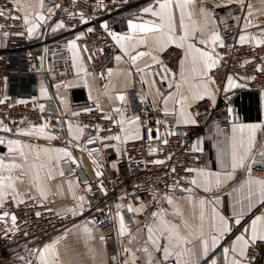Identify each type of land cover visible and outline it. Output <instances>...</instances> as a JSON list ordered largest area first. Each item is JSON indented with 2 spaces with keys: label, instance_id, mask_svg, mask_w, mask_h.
<instances>
[{
  "label": "crops",
  "instance_id": "crops-1",
  "mask_svg": "<svg viewBox=\"0 0 264 264\" xmlns=\"http://www.w3.org/2000/svg\"><path fill=\"white\" fill-rule=\"evenodd\" d=\"M62 1L43 0V7H41L40 0H19L18 7L22 16L28 15L30 21L39 24L36 31L31 36L28 35L31 39V50L44 57L47 45L51 42H57L64 49L66 59L51 64L43 61L42 58L41 63V72L44 78L41 80L38 99L44 103L46 99L52 98L58 114L56 116L51 115L42 122L23 126L9 132L3 131L4 126L0 125V140H3L0 146L4 148V151L0 152V160H3L5 165L20 164L26 173L22 178L23 182L15 181L16 191L9 196V199L18 202L19 199L35 197L49 203L58 213L72 211L79 214L82 212L83 205L88 201V184L96 181L102 191H105L115 172V167H113V162L103 156L104 144L97 138L96 134L91 130L84 129L74 118V113L80 109V105L71 103V89L82 88L86 103L94 104L109 114L120 127L121 139L128 141L139 136L140 122L139 116L126 114L127 95L131 89L137 91L140 113L172 114L175 116L177 126L182 127L190 125V123L180 122V104L169 100L165 105L164 99L178 92L177 84L183 85L179 91L191 99L192 93L189 91V83H185L181 76L182 72L191 85L198 86L201 80H212L209 75L210 71L205 77L194 76L190 73L191 62L187 59V45L181 48L170 43L158 50L151 34H149L146 44L139 43L143 34L131 30L128 24L130 21L136 24L156 21V17L143 11L145 7H153L158 11L156 0H133L132 6L125 12L123 30H110L109 33L132 36L131 41L123 42L130 55H136L138 52L151 53L161 63H155L149 55L138 58L133 63L130 55H125L120 44L112 39L115 43L114 53L104 71L98 72L95 65L87 63L79 47L77 39L79 36L64 35L63 28H56L57 24L61 22L58 14L59 7L56 5L60 6ZM50 9L51 11H49ZM201 9H206L208 14H202ZM250 11L251 15H249ZM189 13H191L190 19ZM38 14L44 15L46 19L43 21L36 20ZM173 16L178 23L181 10L174 7ZM184 23L190 27L194 25L197 29H203V35L200 31H196L195 39L188 42L216 57L217 49L220 46L217 44L213 53V45L200 44L198 41L201 38L207 40L213 33H218L223 43L232 37H236L237 41L240 42L239 37L241 35L248 37L245 43L260 44L258 41L264 40V0H244L243 5L232 2V0H193L184 12ZM30 26L26 25L27 28ZM53 29L56 30L53 31ZM232 29H237V33L233 34ZM175 34L177 37L183 35V30L177 27ZM110 37L112 38L111 35ZM71 41H75L77 44L75 56L74 50L68 47ZM3 46L4 38L0 34V49ZM117 56H120L121 59L117 60ZM164 57L168 58L167 62L164 61ZM55 68L58 71L55 72ZM165 68L170 71H165ZM60 69H67L68 73L61 72ZM233 81L240 87H233L226 91L228 89L226 82L222 97L219 96L215 84L209 82L208 91L210 95L201 100L191 101L190 106L185 104L189 113H191L192 106L202 101H207L210 106H216L223 100H229L232 105L226 133L221 134L217 128L211 126L203 136L197 138L196 145L205 153V164L196 170L203 169L206 173L222 174L225 171L224 164L229 160L231 153L233 127L248 124L264 125V89L248 87L237 78H233ZM120 95L125 97L124 101L117 99ZM117 108L121 111L116 112L115 109ZM193 117L196 123L200 121V117ZM133 120H136V123L130 122ZM122 121L123 123H121ZM44 125L47 127L43 133L34 131L35 128ZM22 130L32 132V134L23 135L21 134ZM90 140L94 142L89 143ZM9 141H19L20 144L9 145ZM10 147L22 149L25 156L20 157L18 151L10 152ZM114 148L117 150V146ZM59 150L70 152L72 155L71 157L66 156ZM262 150H264V128L256 133V146L253 151L255 163L249 162L252 163V167H264V158L259 155ZM89 152L92 153L91 156ZM65 160L71 163L73 169L83 167L89 181L83 183L76 173L71 176L65 175L62 166V162ZM20 171L21 169H14L11 172L0 170V176H16ZM97 171L102 175L97 176ZM49 173H51L52 178H49ZM247 178L248 174L240 169L237 170L234 178L227 181L222 188L213 187L212 191H205L203 178L194 171L193 179H197L198 184H193L188 192L167 191L159 194L149 203L136 200L128 203L126 207L131 219L130 225L126 224L120 208L113 210L112 220L117 241V253L113 258H109L105 252L99 227H91L86 223V219H78L63 227L44 242H31L29 245L16 247L12 251L24 257L23 264H28L30 257H34V264H40L37 250L42 249L45 244L59 240L57 248L60 252L61 264H148L147 254L140 249L146 245L150 250H153L149 236L153 238L159 236V232H155V235L149 233V227L155 230L160 225L161 218L169 224L181 225V227L183 220L198 224V216L201 210L200 200L205 201L204 228L206 232L211 231L210 225L214 219L212 216L214 207L229 218L233 217L234 212H244L241 225L237 226L233 223L232 232L221 240V244L227 247L228 243L234 240L236 235H239V230L242 227L250 223L256 215L264 212V208H259V200L255 201L251 210H248V201L244 199L247 189H241V185ZM37 183L46 188V198L40 196L36 187ZM217 197H219V201H217ZM81 198L83 199L81 200ZM169 198L173 201L172 204L168 203ZM237 200L240 201L239 204L236 203ZM130 208L139 209V211H131ZM177 208L181 211L182 216L175 214ZM5 211L9 212L10 216L0 219V232H5V230L11 232L14 229L11 222V215L13 214L9 209L3 207L0 208V216ZM121 218L124 221L126 235L120 234ZM160 243L163 245L167 241L160 239ZM197 244L198 241L193 239L184 247L192 248L195 253L198 251L195 247ZM175 251H179V249H175ZM221 251L222 249L218 247L214 250L215 255L211 251L208 256L201 255L198 264H205L208 257L217 259L218 264H222ZM154 258L156 261H162V253L154 251ZM189 259H191L192 264H197L196 255L191 256V258L184 257L185 261ZM168 262L176 264V258H170L165 264Z\"/></svg>",
  "mask_w": 264,
  "mask_h": 264
},
{
  "label": "built area",
  "instance_id": "built-area-1",
  "mask_svg": "<svg viewBox=\"0 0 264 264\" xmlns=\"http://www.w3.org/2000/svg\"><path fill=\"white\" fill-rule=\"evenodd\" d=\"M133 4V0H63L59 7L60 21L64 23L63 34L79 36V47L90 65H95L102 72L107 67L115 50V43L109 31L123 30L125 12ZM0 10L6 16H19L20 19L0 17L4 28L0 33L4 38V46L0 49V125L11 130L42 122L49 117L43 102L38 99L41 85L37 68L36 55L42 63H54V53L64 52L57 42L47 45L42 57L31 50V39L23 16L15 0H0ZM87 20L83 23L81 17ZM107 24L104 28L102 25ZM92 28V32L87 29ZM19 33H23L22 35ZM236 34L237 29H232ZM217 49L221 57L217 66L209 74L222 97L227 78H237L248 87L264 89V45L240 43L236 37L223 43ZM86 49V50H85ZM58 61V60H57ZM167 62L168 58L164 57ZM58 69L55 68V72ZM68 73L67 69H60ZM58 73V72H57ZM254 77V79H252ZM19 101H25L20 103ZM43 106L41 110L40 106ZM227 100L216 106L202 101L191 107L195 117L205 116L196 124L177 126L175 116L162 113H140L137 102V91L131 89L127 95L125 107L128 116H139V136L136 139L123 141L107 139L120 136V127L109 114L94 104L80 105L74 118L84 128L93 131L104 144L103 156L115 165V172L105 191L96 181L88 184V201L83 205L82 212H56L52 206L35 197H27L24 203L18 204L12 199L4 204L17 217L14 229L0 232V264H23V257L13 253V249L31 242H44L57 231L78 219H87L100 211H104L106 220L99 227L105 252L109 258L117 253V241L114 232L112 211L126 206L133 200L145 203L167 191L188 192L193 184L194 171L205 164L204 151L196 145L199 136H203L209 127H215L223 134L227 132L229 109ZM159 121L160 123H157ZM151 130V139L149 138ZM174 133V134H172ZM167 140V144L164 141ZM117 146V150H115ZM199 150L194 151L193 147ZM170 157V158H169ZM162 160L163 164L154 161ZM175 171H172V169ZM252 176L264 178V167L253 166ZM108 197L112 203H109ZM119 206V207H118ZM259 208L264 206L259 205ZM36 213H40L39 216ZM255 257L253 264H264V242L257 241L256 246L249 250V259ZM24 258V257H23ZM34 264V258H31Z\"/></svg>",
  "mask_w": 264,
  "mask_h": 264
},
{
  "label": "snow or ice",
  "instance_id": "snow-or-ice-1",
  "mask_svg": "<svg viewBox=\"0 0 264 264\" xmlns=\"http://www.w3.org/2000/svg\"><path fill=\"white\" fill-rule=\"evenodd\" d=\"M122 2L127 3V0H122ZM193 0H156V3L158 4L159 10H155L153 7H145L143 9L144 12L150 13L153 17H156L157 20L153 21L151 23H132L131 21L128 24V27L133 31H138L142 33L139 43L146 44L147 40L149 38V34H151V38L156 42L157 48L163 49L166 44L174 43L177 47H185L187 45V59L191 62V68L190 73L194 76L199 77H205L207 76V73L215 68L217 64L219 63L220 59H222L219 56L214 57V55L206 50H203L201 48L196 47L195 44L190 43L188 41L195 39L196 31H200L203 35V29H197L194 25L189 26L184 23V12L191 4ZM232 2H238L241 5H243L244 0H232ZM16 3L19 4V0H16ZM40 6L43 7V0H40ZM56 7H59L57 4ZM179 8L181 10V17L179 22L174 19L173 16V8ZM249 8H251V5H249ZM51 11V9L49 10ZM202 14H208L206 9H201ZM251 11L249 12V15H251ZM189 19L191 18V13L188 14ZM0 17L6 18V19H20L19 16L13 17L11 15L5 14L4 10H0ZM45 16L42 14H38L36 16V20L43 21L45 20ZM81 20L83 23H87V20L83 19V16L81 17ZM23 23L25 25H31L27 28V33L29 36H31L36 29L39 27V24H37L35 21H30L28 18V15H25L23 17ZM64 23L60 22L57 24L56 28L62 29L64 28ZM102 27L107 28L108 25L104 24ZM177 27L179 29L183 30V35L176 36ZM4 28L3 24H0V29ZM56 29H53L55 31ZM88 32H92V28L87 29ZM2 35H8V33H0ZM23 34V33H19ZM109 35L112 36V39L117 42V44H120L121 48L124 49L125 55H130V53L127 51V47L123 42L125 41H131L133 39L132 36H124V35H118L115 33H109ZM80 37H77L79 39ZM248 37L245 35H241L239 37L240 43H245L247 41ZM200 44L213 45V53L215 51V46L218 44L220 47H224L223 41L221 36L218 33H213L207 40L201 38L198 41ZM260 44H264V40L258 41ZM68 47L72 50H74V56L76 55L75 50L77 49V44L75 41H71L68 44ZM134 47V46H133ZM86 50V49H85ZM145 55L151 56L152 60L155 63H161V61L158 60V58L151 53H145V52H138L136 55H130V59L133 63L136 62L138 58L144 57ZM117 60H120L121 57L117 56ZM165 71H170L167 68L164 69ZM258 70H264V69H258ZM142 71V70H141ZM182 78L184 79L185 83H189V91L192 93L191 99L189 97L185 96L182 92L179 91L183 87L181 84H177L176 87L178 89V92L175 95H169L164 99L165 105H167L169 100H173L175 103L180 104V122H183L185 124H196V120L194 119L193 115L187 111L185 108V104L191 105V101L193 100H201L204 99L205 96L210 95L208 88H209V82L214 83V81L209 80H201L200 84L197 85H191L188 81L185 74L181 73ZM254 79V77L252 78ZM228 83V89H231L233 87H240V85H237L234 83L233 78L229 76L227 78ZM170 87L172 85H169ZM43 91V90H42ZM178 97V98H177ZM118 100L124 101L125 97L123 95H120L117 97ZM4 101L0 100V103H3ZM20 103H25V101H19ZM41 110H43V106H40ZM116 112H120L121 110L119 108L115 109ZM232 109H229V113H231ZM77 113H74V115ZM106 119H110L111 117H105ZM138 120V118H137ZM131 123H136V120L130 121ZM2 123V122H0ZM123 123V121L121 122ZM157 123H160L157 121ZM47 127V125H44L42 127L35 128V132L43 133L44 129ZM261 128H264V125L261 124H248V125H240L238 127H233V138H232V146H231V153L229 160L225 162L224 168L225 171L221 173H206L203 169H186V171H195L197 172V175L201 178H203V184L205 186V191H212L213 187L215 188H222L223 185L234 178L235 173L237 170L243 169L247 174L248 178L245 180V182L241 185V189L246 188L247 193L244 197L248 201L247 208L248 210H251L256 200H259L261 206H264V178H257L252 176V163H255L253 160V151L256 146V133ZM3 131L9 132L11 129H9L7 126L3 127ZM238 133V135H237ZM23 135H31L32 132L23 131L21 132ZM174 134V133H172ZM149 138L151 139V130H149ZM107 139H114L117 141H120V136H113V137H107ZM94 141L90 140L89 143H93ZM167 140L164 141L165 144H167ZM0 143H3V140H0ZM19 141H9V145H19ZM193 150H199L198 147L194 146ZM10 152H19L20 157H24L25 153L22 149H18L16 147H10ZM64 153V155L71 157L70 152H66L64 150H59ZM89 155L91 156L92 153L89 152ZM259 155L264 158V150L259 152ZM170 158V157H169ZM252 163H249V162ZM95 163V161H94ZM156 164H163L164 161L162 160H156L154 161ZM43 167V165H41ZM115 167V165H113ZM14 169H21L20 173L16 176L9 175L7 177L0 176V208L4 207V204L8 201L9 196L12 195V193H15V181L20 180L23 182L22 178L26 174L23 169L22 165L17 163H12L9 165H5L3 160H0V170H7L11 172ZM230 169V170H229ZM172 171H175L173 168ZM97 176H101L102 173L99 171L96 172ZM49 178L51 177V173H49ZM7 181V183H5ZM191 184H198L197 179H192L190 181ZM37 191L39 192L41 197L46 198V188L42 185L37 183L36 184ZM9 189H11V192H9ZM233 191H236V189H233ZM15 198V197H13ZM83 198H81L82 200ZM217 201H219V197H217ZM24 203L23 199L18 200V204ZM168 203L172 204L173 201L169 198ZM237 204L240 203L239 200L236 201ZM200 212L198 216L199 223H189L187 220H183L182 227L181 225H175V224H169L167 221L163 220L161 218L160 225L156 227L154 230L152 227H149L148 231L149 233H153L155 235V232H159V236H156V238H153L152 236H149V239L152 243V249L150 250L148 246H143L141 251H143L145 254H147L149 260L148 264H165L170 258L175 257L176 258V264H192L191 259L188 261L184 260L185 256H188L191 258V256L196 255L197 257V264L199 261V257L201 255L208 256V253L211 251L213 252V255H215L214 250L218 247L222 249L221 256H222V264H253V261L255 260V257H252L249 259V250L253 249L257 241L264 242V212H261L260 215H256L253 219H251L250 223H248L246 226L242 227L239 230V235L235 236V239L232 240L230 243H228L227 247H224L221 244V240L226 237L229 233L232 232V224L234 225H241V220L244 216L243 211H238L233 213V217L229 218L221 214L215 207L212 209V216H213V222L211 223V231L206 232L204 228V221L206 213L204 211V205L205 201L200 200ZM119 207V206H118ZM131 211H139V209H129ZM175 214L178 216H182L181 211L179 208L176 209ZM37 216L40 215V213H36ZM156 215V214H154ZM10 213L5 211L2 213V216H0V219H3L4 217H9ZM17 217L15 215H11V222L14 225L16 223ZM231 221V222H230ZM186 234H183L185 233ZM8 230H5V236H7ZM120 234L126 235V229L124 226L123 218H121V225H120ZM160 239H164L167 241L166 244L161 245ZM195 239L198 241V244L195 246L198 251L193 252L192 248L184 247V245L189 244L192 242V240ZM59 243V240H54L49 244H45L42 249H38V260L40 264H61L60 260V252L57 248V244ZM175 249H179V251H175ZM125 251H128V249H125ZM154 251L162 253L163 260L162 261H156L154 258ZM133 258L135 259V254L133 253ZM19 259H24L23 257H19ZM210 261V264H218L217 259H214L212 257H208V260L205 261V264H208ZM28 264H32V261H29Z\"/></svg>",
  "mask_w": 264,
  "mask_h": 264
},
{
  "label": "water",
  "instance_id": "water-1",
  "mask_svg": "<svg viewBox=\"0 0 264 264\" xmlns=\"http://www.w3.org/2000/svg\"><path fill=\"white\" fill-rule=\"evenodd\" d=\"M52 58L55 61L64 60V59H66V53L65 52L54 53ZM35 59L37 62V68L40 69L41 68L40 56L36 55ZM43 78H44V75L41 72L39 74V79L43 80ZM70 98H71V103L73 105H83L86 103L85 93H84V90L82 88L71 89ZM44 106H45L46 112L48 114L53 115V116H56L58 114L57 108H56L55 103H54L52 98L46 99L44 101ZM3 151H4V148L2 146H0V152H3ZM62 166H63L64 172H65V175L71 176L74 173H76L80 177V179L83 183H87L89 181V179L85 173V169L83 167H77V168L73 169L71 163L68 160L63 161ZM108 200H109V203L111 204L112 201L109 197H108ZM120 212H121L126 224L130 225L131 219H130L127 207L126 206L121 207ZM105 220H106L105 212L100 211V212L96 213L95 215H93L92 217L87 218L86 223L88 225H90L91 227H96L97 225L101 224ZM167 264H173V263L168 262Z\"/></svg>",
  "mask_w": 264,
  "mask_h": 264
},
{
  "label": "rangeland",
  "instance_id": "rangeland-1",
  "mask_svg": "<svg viewBox=\"0 0 264 264\" xmlns=\"http://www.w3.org/2000/svg\"><path fill=\"white\" fill-rule=\"evenodd\" d=\"M61 4V3H60ZM60 7V6H59ZM58 14L60 15V13H59V10H58ZM59 18H60V16H59ZM69 36H71V35H69ZM210 75V74H209ZM211 78V77H210ZM212 80V79H211ZM227 101H229V100H227ZM230 102V101H229ZM230 104H231V102H230ZM231 107H232V105H231ZM231 109V108H230ZM194 116V115H193ZM205 116H203V115H201L200 116V120H203V118H204ZM198 118V117H197ZM227 129H228V127H227ZM205 154V153H204ZM22 246H25V245H22ZM31 258H34V257H30V260H31Z\"/></svg>",
  "mask_w": 264,
  "mask_h": 264
}]
</instances>
